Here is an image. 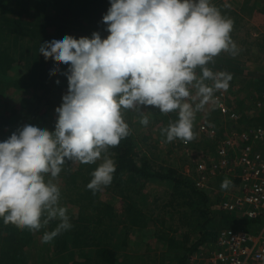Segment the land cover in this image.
I'll use <instances>...</instances> for the list:
<instances>
[{
  "label": "clouds",
  "instance_id": "9594fccd",
  "mask_svg": "<svg viewBox=\"0 0 264 264\" xmlns=\"http://www.w3.org/2000/svg\"><path fill=\"white\" fill-rule=\"evenodd\" d=\"M109 3L102 20L106 38L99 32L91 38L53 36L39 45L45 58L51 55L69 65L64 73L68 93L55 110V131L28 122L0 142V216L4 223L32 231L59 218L56 229L44 233L45 243L72 227L67 209L58 204V186L46 182L45 174L55 178L66 160L94 163L109 147L118 146L129 134L122 109L178 111V120L163 130L166 140H191L196 112L215 103L214 92L226 91L232 79L206 67L222 51L236 52L230 37L233 22L211 0ZM190 89L196 90L194 96ZM141 123L148 125L147 116ZM115 171L114 161L106 156L87 188L95 191L111 184ZM230 184L225 179L221 188Z\"/></svg>",
  "mask_w": 264,
  "mask_h": 264
},
{
  "label": "trees",
  "instance_id": "16d2710c",
  "mask_svg": "<svg viewBox=\"0 0 264 264\" xmlns=\"http://www.w3.org/2000/svg\"><path fill=\"white\" fill-rule=\"evenodd\" d=\"M110 6L109 0H0V142L9 139L28 122L55 131L53 113L66 95L68 80L64 73L69 65L51 55L45 58L39 45L42 40L53 36L91 38L92 33L99 32L102 39L106 38L109 33L102 20ZM217 9L228 19L237 16L223 3H218ZM248 11L264 16V5L255 4ZM52 68L60 70L50 71ZM18 69L21 70L19 76L14 75ZM29 89L30 95L23 96V92ZM218 113L216 111L212 120L216 125L220 121ZM258 121V124H264L263 120ZM138 149V142L129 131L118 146L109 147L105 154L116 167L113 181L107 186L123 201L124 211L119 214L113 204L102 200L103 186L95 191L87 188L93 179L92 173L105 157L89 164L66 160L57 177L45 174V181L51 180L56 185L55 179H62L64 187L58 188L65 196L58 204H76L80 211L69 218L70 229L61 230L47 243L43 242V235L56 229L61 222L59 218L49 221L38 231H32L21 229L13 222L4 223L0 216V264H139L135 260L119 263L118 257L130 235L148 225L147 214L136 200L139 190L142 191L147 184L165 186L171 192L168 193L171 199L164 208L178 204L184 215L181 222L187 229L185 242L174 236L168 238L167 233L158 234L165 247L184 252L178 264H186L190 253L215 241L222 228L239 227L242 219L234 213L213 210L220 200L200 190L191 177L180 171L182 167L176 169L155 164ZM152 216L149 219H153ZM251 224L247 223L244 228H250ZM191 234L198 238L189 248ZM41 246L42 259H38L36 248Z\"/></svg>",
  "mask_w": 264,
  "mask_h": 264
},
{
  "label": "rangeland",
  "instance_id": "374dc122",
  "mask_svg": "<svg viewBox=\"0 0 264 264\" xmlns=\"http://www.w3.org/2000/svg\"><path fill=\"white\" fill-rule=\"evenodd\" d=\"M218 3H223L226 8L237 13L236 18H232L233 26L230 32L231 40L236 45V52L233 54L229 51H222L206 67L213 73L225 72L232 76L229 82L231 104L233 108L246 113L249 119L242 123L241 127H246L249 124L257 125L259 123L258 119H251V115H253L251 107L255 101L264 100V16L258 15V12L254 11L250 14L248 9H251L255 4H258L259 7L263 6L264 0H211V4L216 8ZM235 21H237V24L234 23ZM60 68L57 69L60 70ZM20 69L14 75L19 76ZM195 71H197L196 74L199 77L201 69L198 67ZM205 82L209 85L212 84L210 80ZM29 91L31 89L24 91L23 96H29ZM64 92L67 94L68 89H65ZM195 92V89H190L191 95L194 96ZM189 102H192L190 98ZM198 102L197 100L195 103ZM215 113L216 111L210 103L196 112L193 123V138L189 140V152H186L178 145L179 141H181L180 139L167 142L166 133L163 132L171 123H175L178 120V111L165 114L153 106H142V110L122 109V118L138 142L139 149L137 151L139 153L144 152L147 154L150 159L155 161V164L173 166L176 169L182 167L183 169H180L182 172L189 166L187 164L191 161L193 162L202 152H206L210 148L211 151L215 150L214 144L203 138L199 132V125L203 122H212ZM144 116H147L149 120L148 125L141 123ZM53 117L55 123H57L58 114L56 112L53 113ZM218 125L222 126L223 123L219 121ZM105 154L106 152H102L101 157L98 159H103ZM55 180H57L58 187H64L61 178ZM223 181V179L217 180L211 186L212 189L209 195L217 197L218 201L226 197L225 195L235 191L232 188V183L227 189L221 188ZM62 193L60 191V199L64 201L65 194ZM168 193L170 194L171 192H168L165 186L160 184H147L142 191L139 190L136 200L142 205L144 214H147L148 225L142 231L130 235L127 244L119 251V263H129L134 260L139 264H178L180 262L184 252L165 247L158 238V234L167 233L168 238L174 236L180 242L186 241L187 229L181 222V217L184 215H182L178 204L174 203L164 208V205L169 203L171 199ZM101 197L106 203L113 204L118 214L124 211L123 201L119 196L115 197L108 186L102 187ZM59 206L67 209L66 215L69 218L80 211L76 204L62 205V203H59ZM212 209L219 210L216 205ZM151 214H153V219H149ZM247 223L249 222L243 221V224L246 225ZM118 232L119 229L116 231V236H118ZM195 236L193 234L189 235V248L194 245L196 238H198ZM213 242L199 246L198 249L189 254L188 258L199 251L210 249ZM41 249L42 246L36 248L38 252L36 258L38 259H42ZM30 253L32 254L31 250Z\"/></svg>",
  "mask_w": 264,
  "mask_h": 264
},
{
  "label": "built area",
  "instance_id": "2783aa9c",
  "mask_svg": "<svg viewBox=\"0 0 264 264\" xmlns=\"http://www.w3.org/2000/svg\"><path fill=\"white\" fill-rule=\"evenodd\" d=\"M214 98L216 102L210 104L223 125L203 122L199 132L215 150L202 152L182 173L208 195L215 181L230 180L235 191L216 207L253 224L244 228L241 220L238 228H222L211 248L199 251L186 264H264V124L241 127L249 119L233 108L229 88L216 91ZM251 109V119L264 121V100L255 101ZM178 145L190 151L189 140Z\"/></svg>",
  "mask_w": 264,
  "mask_h": 264
}]
</instances>
